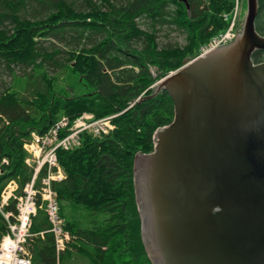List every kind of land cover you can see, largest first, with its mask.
I'll use <instances>...</instances> for the list:
<instances>
[{"label":"trees","instance_id":"trees-1","mask_svg":"<svg viewBox=\"0 0 264 264\" xmlns=\"http://www.w3.org/2000/svg\"><path fill=\"white\" fill-rule=\"evenodd\" d=\"M234 6L235 0H0V192L14 180L21 194L32 179L24 146L33 132L45 133L62 117L117 115L108 135L84 133L80 147L58 152L66 178L52 187L74 239L58 256L39 210L27 243L32 264H152L134 166L175 117L169 92L155 94L153 87L225 32ZM255 25L264 37V0ZM173 32L185 43L167 42ZM253 61L264 62V50ZM9 209L16 212L15 201ZM6 232L0 214V239Z\"/></svg>","mask_w":264,"mask_h":264},{"label":"water","instance_id":"water-1","mask_svg":"<svg viewBox=\"0 0 264 264\" xmlns=\"http://www.w3.org/2000/svg\"><path fill=\"white\" fill-rule=\"evenodd\" d=\"M247 5L234 42L154 88L169 92L175 117L134 166L152 264H264V62L253 61L264 37L259 0Z\"/></svg>","mask_w":264,"mask_h":264},{"label":"built area","instance_id":"built-area-1","mask_svg":"<svg viewBox=\"0 0 264 264\" xmlns=\"http://www.w3.org/2000/svg\"><path fill=\"white\" fill-rule=\"evenodd\" d=\"M239 0H236L235 16L238 13ZM237 36L235 21L229 29L219 37L214 38L204 49L208 53L218 46L226 45ZM114 117H107L94 122H89L92 116L86 115L78 119L73 126L68 118L58 122L55 129L49 130L44 135L33 134L34 142L26 146V150L37 159L38 166L48 164V170H52L57 164V151L59 149L69 151L80 144V136L87 130H92L96 135L108 134L113 129L112 120ZM68 130V132H66ZM63 132L67 137L59 138ZM33 160H28L31 164ZM38 170V168H37ZM38 171H36V176ZM24 189V196L19 198L17 212H5V207L16 190L15 184H10L0 198V213L3 214L8 223L7 235L0 241V264H32L31 255L26 249V243L30 237L32 218L36 215L40 197L47 202V213L51 224L50 232L54 236L57 253L63 252L71 239L69 232L64 230L63 221L59 216V207L56 201V193L50 190L51 185L39 193L35 188V179ZM49 179L61 181L62 173H54Z\"/></svg>","mask_w":264,"mask_h":264},{"label":"bare ground","instance_id":"bare-ground-1","mask_svg":"<svg viewBox=\"0 0 264 264\" xmlns=\"http://www.w3.org/2000/svg\"><path fill=\"white\" fill-rule=\"evenodd\" d=\"M116 116H117V115H114V116H112V117H114V119H115ZM57 125H58V123L56 122V123L50 128V130L55 129V128L57 127ZM66 137H67V136H66L62 131L59 133V138H60V139H64V138H66ZM26 146H27V143L25 144L24 148H26ZM47 165H48V164L45 163V164H42V165L38 166V170H37V171H38L39 175H40L42 172H45V176L42 178L40 186H38L39 177L35 179V182H36V188H37V191H38L39 193L44 192V189L46 190V188L49 187V186L51 185L52 179H49V177H51L54 173H56V172L59 173V172H60V173L64 174V170H63L62 166L60 165L59 161L57 162V164H55V165L53 166L52 170H47ZM50 190H51L52 192H55V190L53 189V187L50 188ZM0 197H1V195H0ZM61 216H62V215H61ZM65 222H66V221H65Z\"/></svg>","mask_w":264,"mask_h":264},{"label":"rangeland","instance_id":"rangeland-1","mask_svg":"<svg viewBox=\"0 0 264 264\" xmlns=\"http://www.w3.org/2000/svg\"><path fill=\"white\" fill-rule=\"evenodd\" d=\"M247 8H248L247 0H240L239 10L236 16V30L239 32H241L243 29L244 21L247 16ZM167 42L179 43V44L185 43L184 37H181L177 32H173L172 34H170V37L168 38Z\"/></svg>","mask_w":264,"mask_h":264}]
</instances>
